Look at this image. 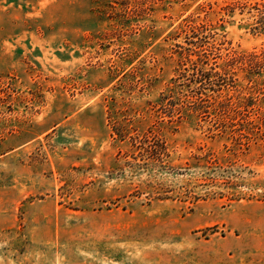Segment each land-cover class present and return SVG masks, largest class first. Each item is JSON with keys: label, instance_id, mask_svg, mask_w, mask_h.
Wrapping results in <instances>:
<instances>
[{"label": "rangeland", "instance_id": "obj_1", "mask_svg": "<svg viewBox=\"0 0 264 264\" xmlns=\"http://www.w3.org/2000/svg\"><path fill=\"white\" fill-rule=\"evenodd\" d=\"M0 264H264V0H0Z\"/></svg>", "mask_w": 264, "mask_h": 264}, {"label": "trees", "instance_id": "obj_2", "mask_svg": "<svg viewBox=\"0 0 264 264\" xmlns=\"http://www.w3.org/2000/svg\"><path fill=\"white\" fill-rule=\"evenodd\" d=\"M199 62L203 63V64H206L205 61H202L198 60ZM253 64V63H251ZM214 71V68L211 67L209 70H204L202 67H200L198 64H196V67L194 69V73H193V82L195 84H198V86L196 87V90L198 91H201L200 94L197 96L196 98V106L200 109V108H203L204 105L202 104V102L204 101H207L206 99H202V94L204 95L205 93L203 91L205 90H212V91H215L213 85H215L214 83V79L212 78H215L217 77L218 75V72H213ZM213 84V85H212ZM219 89L215 92H218ZM217 97L219 98L220 95L217 94L216 97L214 96H211L208 101L211 103L212 106H218L220 108H228L229 109V112H230V115H225V113H219L218 114V118L219 119H223L225 120L227 117H230L232 116L231 113L235 112V110H232V107L234 106L233 104H224L223 102H220L219 99H217ZM237 105V104H236Z\"/></svg>", "mask_w": 264, "mask_h": 264}]
</instances>
